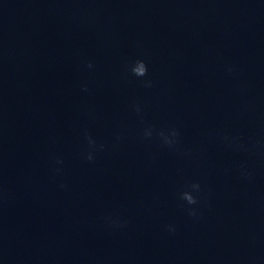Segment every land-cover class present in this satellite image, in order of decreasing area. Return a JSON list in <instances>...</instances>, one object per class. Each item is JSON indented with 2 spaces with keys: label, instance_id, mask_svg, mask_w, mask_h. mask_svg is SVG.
I'll return each instance as SVG.
<instances>
[{
  "label": "clouds",
  "instance_id": "clouds-1",
  "mask_svg": "<svg viewBox=\"0 0 264 264\" xmlns=\"http://www.w3.org/2000/svg\"><path fill=\"white\" fill-rule=\"evenodd\" d=\"M88 68H92L93 64L92 62H88L87 64ZM125 69L127 72H130L133 76L137 78H144L148 76V66L142 59H137L134 62H130L125 65ZM237 71L236 67L233 65H229L226 67V72L231 75L234 74ZM143 87L145 88H151L152 87V80L151 79H143L141 81ZM83 91H88L87 85H84L82 87ZM134 111L137 113L138 116H141L142 119V109L139 104L133 105ZM91 115V113H90ZM154 133L159 138L160 142L170 148L177 151H181L180 146V132L179 129L176 127H170L166 130H159L157 131L154 126L148 125L143 129L142 138L143 139H150L153 137ZM84 135L88 141V150L85 154V158L88 161H94L95 154L97 152H101L104 150L105 145L104 144H98L97 141H95L85 130ZM218 139L221 144L228 148H232L233 150L242 151V152H250L253 153L255 151H258L260 148L259 142L253 143L251 145H245L243 142H241L239 137L232 136L225 133H218ZM117 140L120 139V136H117ZM187 154V153H185ZM55 163L57 165H62L63 160L61 158H56ZM56 173L61 172L60 167H56L54 169ZM239 172L241 176L247 177L249 173L247 172V169H245L242 165L239 168ZM61 187H64V185H61ZM193 193H196L195 195ZM179 200L183 202L182 207H184L187 215L192 219H198L200 215V210L198 205L201 204L202 201V188L201 184L199 182H192L186 186V189L179 193ZM105 223L112 228L116 229H122L127 226V221L122 220L120 217L117 216H107L105 217ZM166 230L170 234H175L176 232V226L174 224H169L166 226Z\"/></svg>",
  "mask_w": 264,
  "mask_h": 264
}]
</instances>
